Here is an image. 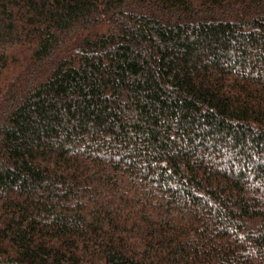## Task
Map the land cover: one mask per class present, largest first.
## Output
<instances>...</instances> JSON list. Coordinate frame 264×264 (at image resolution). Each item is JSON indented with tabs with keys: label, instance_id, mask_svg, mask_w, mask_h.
<instances>
[{
	"label": "trees",
	"instance_id": "obj_1",
	"mask_svg": "<svg viewBox=\"0 0 264 264\" xmlns=\"http://www.w3.org/2000/svg\"><path fill=\"white\" fill-rule=\"evenodd\" d=\"M0 264H264V0H0Z\"/></svg>",
	"mask_w": 264,
	"mask_h": 264
}]
</instances>
